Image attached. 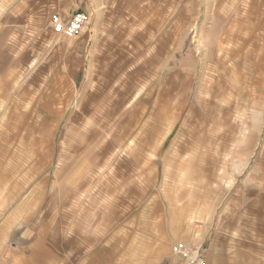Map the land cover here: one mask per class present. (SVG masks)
Returning <instances> with one entry per match:
<instances>
[{
	"label": "rangeland",
	"instance_id": "374dc122",
	"mask_svg": "<svg viewBox=\"0 0 264 264\" xmlns=\"http://www.w3.org/2000/svg\"><path fill=\"white\" fill-rule=\"evenodd\" d=\"M79 11L77 37L52 32ZM262 223L264 0H0L5 264H80L91 237L106 263L117 230L182 264L174 244L247 251Z\"/></svg>",
	"mask_w": 264,
	"mask_h": 264
},
{
	"label": "crops",
	"instance_id": "0c3cea01",
	"mask_svg": "<svg viewBox=\"0 0 264 264\" xmlns=\"http://www.w3.org/2000/svg\"><path fill=\"white\" fill-rule=\"evenodd\" d=\"M73 13L74 12L68 14L65 13L63 14L62 17L64 19L66 18L69 19ZM186 88L187 86L183 90L179 91L178 95L180 96L181 99L188 100L191 98V92L187 91ZM170 108L164 107L163 109H161L162 112L160 113V115L166 116L165 114L168 112V109ZM171 109L175 110L176 112H183L186 109L194 111L196 109V101L194 100V103L191 102L190 106H176V107H172ZM176 122L177 120L176 121L174 120L175 124ZM254 212L256 214L255 221L257 226V221L263 222V219L260 218L259 211L257 210V208L254 210ZM262 224L264 225V223ZM119 225L121 224H118V226ZM129 237H130L129 234H125V233L120 234L118 230L113 232L112 238L110 240V242L113 243V245H111L110 247L109 260L106 261V263H103L102 254H101V252L103 253L104 251L103 238L91 237L90 251L85 250L86 248L84 247L85 252H89L90 256L84 255L83 257L82 255L83 253L80 252L79 263L80 264H163V260L161 256L159 255V253L156 252L157 249L156 246L152 248L150 241L147 243V245H143V251H140L137 254V256H135V254L132 253V249L135 248V246H133L132 244L127 249L124 248L123 243L125 244L128 243ZM207 239L208 236L206 235H202L201 237L198 235L197 236L193 235L191 241H194L195 243L193 244L198 246H203L204 242L207 243L206 249L210 261L211 259L212 260L218 259L219 264H264L262 257H260L262 256L261 248L258 249L256 246L257 243L263 242L264 239L261 241V238L259 240L257 236L249 238V242L253 243V245L247 248V251H246V247L243 248L242 245L236 244V243L240 244V242H236L234 239L230 237H226V236L221 237V236L213 235L208 240ZM119 242H121V245ZM79 250L82 249L80 248ZM125 250L126 252L125 254H123L122 252H124ZM12 253L13 252L10 251V254ZM6 254L7 251L6 249H4L0 255L1 260H3L2 264H5L4 259L6 258Z\"/></svg>",
	"mask_w": 264,
	"mask_h": 264
},
{
	"label": "built area",
	"instance_id": "2783aa9c",
	"mask_svg": "<svg viewBox=\"0 0 264 264\" xmlns=\"http://www.w3.org/2000/svg\"><path fill=\"white\" fill-rule=\"evenodd\" d=\"M90 21V15L84 11L75 12L69 19L62 20L52 17L51 29L55 35L66 39L77 37ZM171 254L182 261V264H206L204 250L198 245L176 243L171 248Z\"/></svg>",
	"mask_w": 264,
	"mask_h": 264
},
{
	"label": "bare ground",
	"instance_id": "6f19581e",
	"mask_svg": "<svg viewBox=\"0 0 264 264\" xmlns=\"http://www.w3.org/2000/svg\"><path fill=\"white\" fill-rule=\"evenodd\" d=\"M53 32V31H52Z\"/></svg>",
	"mask_w": 264,
	"mask_h": 264
}]
</instances>
